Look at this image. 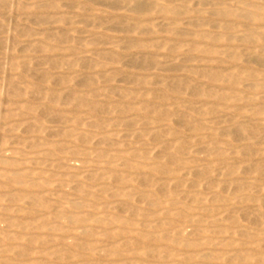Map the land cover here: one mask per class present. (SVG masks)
Masks as SVG:
<instances>
[{"label":"rangeland","instance_id":"rangeland-1","mask_svg":"<svg viewBox=\"0 0 264 264\" xmlns=\"http://www.w3.org/2000/svg\"><path fill=\"white\" fill-rule=\"evenodd\" d=\"M0 264H264V0H0Z\"/></svg>","mask_w":264,"mask_h":264}]
</instances>
